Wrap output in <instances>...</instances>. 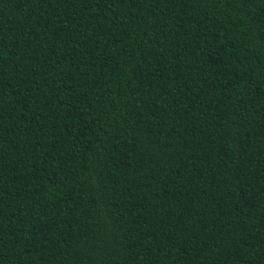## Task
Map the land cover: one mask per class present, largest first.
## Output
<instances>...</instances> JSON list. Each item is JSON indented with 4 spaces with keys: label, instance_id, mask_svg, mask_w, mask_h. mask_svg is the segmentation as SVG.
Masks as SVG:
<instances>
[{
    "label": "trees",
    "instance_id": "1",
    "mask_svg": "<svg viewBox=\"0 0 264 264\" xmlns=\"http://www.w3.org/2000/svg\"><path fill=\"white\" fill-rule=\"evenodd\" d=\"M0 264H264V0H0Z\"/></svg>",
    "mask_w": 264,
    "mask_h": 264
}]
</instances>
